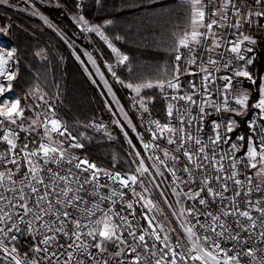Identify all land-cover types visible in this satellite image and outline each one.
<instances>
[{"label": "snow or ice", "instance_id": "obj_1", "mask_svg": "<svg viewBox=\"0 0 264 264\" xmlns=\"http://www.w3.org/2000/svg\"><path fill=\"white\" fill-rule=\"evenodd\" d=\"M253 2L262 10L253 11L249 7L247 14L241 17V9L237 7L236 0H220L219 6H215L216 0H182V3L189 6L190 30L184 31L177 39L176 47L173 49L176 55L171 77L125 85L138 96L142 89L154 87L160 89L162 93L165 88L178 93L181 90L182 75L202 74L199 85L194 81L188 82L191 91H185L183 95H172L170 98L165 93L164 98L169 100L168 123L152 121L155 125L152 140L166 139L169 145H176L174 152L180 153L185 158L181 171L186 174V178L177 175L175 165L179 162L180 156L163 149L165 159L162 160L160 156L148 157L153 161L151 168L155 169L157 176L164 175L160 165H165V170L173 177L172 192L177 197L176 203L179 205L173 215L183 218L180 227L184 233L183 239L177 237L175 241L171 235L175 229L167 230L163 223L157 222L155 215L142 213V219L147 221V227L139 226L138 221L134 223L136 216L134 203L141 204V208L148 209V213L156 210L163 214V209L144 195L149 192L145 180L159 187L149 166L145 165L144 159H139L135 173L130 175L101 170L86 157L81 159L73 155L66 159L64 141H55L53 133L62 137L67 134L69 141H73L69 143L70 148H82L83 144L68 132L66 125H62L54 118V112L51 117L46 116L42 123L37 114V118L32 119L25 126L28 118L24 113L28 106L22 107L21 98L13 93L12 81L16 79L17 72L7 70L5 66L9 60L4 55H0V77L6 79V82L0 81V143L8 146L6 150L0 151V164L4 166V170L0 171V253L3 254V259L10 260V264H41V262L44 264H113V262L114 264H190V262L191 264H241L240 257L246 255L251 258L246 264L252 262L264 264V255L257 257V252H264V249L249 246L245 252L242 247L248 245L251 237L257 234V230L260 241L264 243V123L258 124L256 120L248 121L250 134L247 139L243 133L238 134L235 139L229 135L239 126L231 117L226 120L221 117L222 123L212 121V134L207 140L190 131L193 122L197 120V117L192 115L193 107L198 109L197 132H203V119L210 114L206 111L207 108H214L216 113L230 112L234 116H242L248 111L250 91L243 88L234 91L233 85L234 81L239 84L240 81L236 79L239 77L256 84V79L247 70V67L253 63V58L244 55L245 52L253 51L251 47H244L245 43L255 45L256 39L241 33L236 40L224 42L229 45L227 51L233 56L223 63V68L225 71L231 70V75L219 77L214 75L221 70V61L213 58L210 53L222 47L215 28L230 26L239 30L242 27L241 20L249 25L255 23L258 27H264L259 23V19L253 20V17L264 19V0H253ZM0 3H7V0H0ZM229 8L232 9L234 16L241 17L231 25L226 23ZM80 20L87 23L83 17H80ZM107 23L111 24L112 21ZM88 30L99 32V28H88ZM4 31L6 30L0 29V32ZM208 41H211L210 45ZM196 46L209 53L206 60L203 54L199 56L196 54ZM108 47L118 57V64H125L128 61V56L123 55L111 43ZM181 48L186 49L187 54L182 53ZM13 52L15 49L6 55L10 58ZM234 61L237 63L243 61V65L232 69ZM191 66H196L197 71H191ZM108 69L118 82L124 83L116 76L115 71H112L111 65H108ZM217 80L223 83H217ZM259 91L261 98L253 104V108L259 110V119L264 121V87H260ZM32 94L30 90L28 95ZM214 96L216 99L213 98ZM195 97H199V101ZM40 99H43V96ZM172 101H183V110ZM140 106L144 111H148L143 97L140 99ZM174 110L178 114L179 127L171 124ZM13 125L19 129V132L36 131V126L43 127L44 132L38 147L29 149L27 138L24 143H18L20 135L16 128L12 127ZM165 133L171 135L164 136ZM129 143L131 144L130 140ZM56 144L59 146H54ZM225 144L228 145L226 150H218ZM153 147L158 145L143 143L145 150ZM135 155L140 157L139 152ZM168 160L172 161V167L166 165ZM225 161L228 162L227 167ZM63 162L72 165L67 170V175H61L59 171L47 167L50 163L61 165ZM8 164L14 165V168H8ZM241 166L247 171L242 173ZM22 168L26 170L21 174ZM209 168L215 172V176L207 174ZM73 169L89 175L81 182ZM101 171L113 184H118L119 189H128L136 200L124 201L125 193L116 188L106 196L101 195L98 189L108 187L107 184L99 183ZM44 172L48 174L47 180L41 175ZM197 172L203 173L199 178L198 190L189 188L187 192L183 189L177 191L181 184L196 183ZM242 174L245 176L244 180L238 178ZM17 175L21 176L19 180L15 179ZM229 181L235 187L231 189V196H225L230 189ZM73 182L77 185L75 188L72 187ZM213 182L218 187H213ZM87 184L94 185L93 191L88 195L98 198L91 207L88 206L89 201L79 194L85 191L84 186ZM136 185H139L142 192L136 191ZM246 185L247 191H242ZM253 192H259L260 197L252 200ZM181 195L186 200L197 202L204 209L217 205V202L219 204L215 212L201 211L195 204L183 206ZM113 197L122 201L120 211L114 210L117 200ZM105 201H111L112 205L107 210L101 207ZM125 208L128 210V215L123 214ZM253 212L258 215H253ZM97 213L100 215L97 216ZM130 216L132 219H129ZM201 216L204 217V222L200 221ZM189 217L195 218L196 223H193ZM228 218H231V222ZM21 224L25 226L23 229L20 227ZM25 231L29 235L36 233L40 236L38 243L30 249L34 254L31 257L28 252L21 254L16 246L9 247L5 243V241H16L18 239L16 233L23 234ZM242 234H247V239ZM226 242H231L233 248L222 246ZM110 245L114 250H110ZM237 248L240 250H236ZM139 249H143L144 254H141ZM230 251H233L232 255H229ZM41 253L44 255H39Z\"/></svg>", "mask_w": 264, "mask_h": 264}, {"label": "trees", "instance_id": "obj_2", "mask_svg": "<svg viewBox=\"0 0 264 264\" xmlns=\"http://www.w3.org/2000/svg\"><path fill=\"white\" fill-rule=\"evenodd\" d=\"M27 1L31 0L0 3V27L6 30L1 40L15 49L17 76L12 81L13 91L25 94L38 88L44 94L41 108L45 111L47 104L53 107L55 116L83 144L81 155L104 168L135 171V154L120 134V128L112 124L107 100L99 83L90 75L81 52L89 48L88 42L72 16H81L87 23L100 26L119 51L128 56V61L117 71L126 89V83L171 77L177 39L190 30L189 6L182 0H56V7L36 4V11L46 19L41 21L18 9ZM261 36L249 67L256 79L255 85L264 72V34ZM96 43L104 57L111 60L106 49ZM180 51L187 54L186 50ZM141 96L147 108L166 121L158 88L146 89ZM136 99L140 103V98ZM25 105L28 107L24 115L33 116L34 101L29 100L22 107ZM246 117L239 118L237 128L244 133L248 129ZM93 119L108 123L113 137L110 139L91 129L89 122ZM41 136L42 131L38 129L32 131L29 139L39 140ZM25 138L22 135L21 142Z\"/></svg>", "mask_w": 264, "mask_h": 264}, {"label": "built area", "instance_id": "obj_3", "mask_svg": "<svg viewBox=\"0 0 264 264\" xmlns=\"http://www.w3.org/2000/svg\"><path fill=\"white\" fill-rule=\"evenodd\" d=\"M219 3H220V0H216V5L215 6H219ZM236 4H237V7H240V9H241V17H243V16H245L247 14V11H248L249 7H251L253 11L262 10L261 8H259L258 6H256L254 4L253 0H236ZM80 17L81 16H77V15L72 16L73 22L75 23L77 29L83 34V36L85 37L86 41L88 42L89 50L92 53V55L94 56L95 60L98 62V64L101 67L104 75H106V77H108V79L111 81V83L116 87L117 92L119 93L121 99L123 100V102L125 104V107H126V110H127L128 114H129L131 120H132L133 125H134L136 144L142 150L144 156L147 159H148V157L150 155L151 156H160V158L162 160L165 159L164 156H163V151H162L163 149H167L173 155L180 156L179 162L175 165L176 170H177V175L186 178V174L181 171V169L183 168L184 163H185V158L180 153L174 152V149H175L176 145H169L167 143V140L163 139V138L157 139L155 141L152 140V131H155V125L152 124V121L153 120H158L161 124H166V123L169 122L168 116H167V120L163 121L158 115L154 114L150 110H148L147 112L144 111V109L140 106V103L136 99L137 95L135 94V92L132 91V90L124 89V85L122 83L118 82L117 79L112 76L111 72L108 69V65L112 66V71H115L116 76L118 77L117 71H118V68H120V66L122 64H118L117 63L118 57L114 53H112L111 49L108 47V44L111 43L116 48H117V46L109 39V37L105 34V32L103 31V29L100 26H98L96 24H90V23H86L85 24V23H83L80 20ZM241 17L234 16L232 14V9L229 8L228 20H227L226 23L228 25L234 24L236 22V20L237 19H241ZM215 18L219 19V17H215ZM205 22H207V20ZM221 23H225V22L221 21ZM241 24H242V27L239 30H236L235 28H232L230 26H226V27H222V28H215L214 29L216 31V33H217V39H220V42L222 44L221 48L216 49L214 52L210 53V55H212L213 58L221 61V65H220V69L221 70L219 72L214 73V75L217 76V77L223 76V75H231L232 74L231 70L225 71L224 68H223V63L228 61L229 58L233 56L232 53L227 51V47H229V45L225 44L224 42L226 40H236L241 33L244 34L245 26L247 25V23L244 22L243 20H241ZM88 28H92V29L99 28V32H97L95 30L89 31ZM201 31H205V29H201ZM100 33H102L103 35H101ZM95 40L98 43H100L106 49V51L109 53V56H110L111 60H108V59H106L104 57L102 52L98 49V45H97ZM207 43L210 45L211 41H208ZM244 47H248V46L244 45ZM12 49H13L12 46L6 44L4 41H2L0 39V55H4L5 58L9 60V63L5 67L9 71H16V64L17 63H16V59H15V56H14V52H13V54H12V56L10 58L6 55L8 52H11ZM196 54L198 56L203 54L205 60L207 59V56L209 55V53H205L204 52L203 48H200L198 46H196ZM244 55L246 57H251V58L254 57L253 52H245ZM198 63H199V61H198ZM242 65H243V61H240L238 63L234 61L233 64H232V69H235L237 66H242ZM190 70L193 71V72H196L197 71V67L196 66H191ZM201 75H196V76L182 75L180 77L181 90L178 93L176 91H174L172 89H168V88H165L164 93L161 92V98L166 104V114H167V104L169 103V100H166L164 98L165 93L167 94V96L169 98L172 95H183L185 93V91H191V89L188 87V82L189 81H194L197 85L200 84ZM0 81H5L6 82V79L4 77H0ZM217 83H223V82L217 80ZM233 88H234V91H235L236 90L235 84L233 85ZM213 98L216 99L215 96ZM195 99H197L199 101L200 98L199 97H195ZM172 103L176 104L177 107H179V108H181V110H183V107H184V102L183 101H180V102L172 101ZM191 111H192V115L197 117V120L193 122V125H192L190 131L194 135L202 136L205 140H207L208 136L212 134V127H211L212 121H216L218 123H222L221 117L225 118V120H226L227 118H230L231 114H232L230 112H223V111H221L220 113H216L214 108H207L206 111L208 113H210V114L205 116L204 119H203V132H197L196 129H197V125L199 123L198 109L193 107ZM53 112H54L53 107L50 104H47L46 105V110L44 111V114H43V116L41 118V123L44 121L46 116L51 117ZM258 114H259V110L255 109V108H251L248 111L247 117H246V120H245V124H246L247 128H248L247 122L250 121V120H256V122L258 124L264 123V121H261L259 119V115ZM177 116H178V114L175 113V110H174V116H173V118L171 120V124L174 125V126L179 127ZM54 118L58 119L56 116ZM59 121L61 122L62 125H65L61 120H59ZM93 124L96 127H104L105 126V124L103 122H100V121H94ZM12 127L16 128V126H12ZM185 127H187V125H185ZM40 128L44 132L43 127L40 126ZM67 129H68V132H70L72 136H75L77 138V136L74 135L68 127H67ZM248 130H249V128H248ZM16 131L19 132V129L16 128ZM241 133H243L242 130L238 129V130H235L233 133H230L229 135L232 136L233 139H235V137L238 134H241ZM30 134H32V131L31 132H19L20 139H19L18 143L22 144V143L25 142V140H23L21 142V136L24 135L27 138V140L29 141V143H28L29 149H33V148L38 147V144L41 142V138L39 140H30L29 139ZM249 134H250V130L248 132V135ZM169 135H171V134H169V133H165L164 134V136H169ZM52 136H53V139L55 141H64L63 148L66 149V153H65L66 159L71 158V156H73V155H75L77 157H80L81 159L86 157V156H83V155H81L79 153V151L82 148H70L69 147V143L73 142V141H69V139L67 138V134H66V136L62 137V136H59L56 133H53ZM247 136L245 135L246 139H247ZM32 141H35V143H33ZM77 141L79 143H81L78 138H77ZM142 141H143V143L153 144L154 146L158 145V147H153V148H150L148 150H145L143 148ZM54 146H59V145L56 144ZM7 147L8 146L6 144L0 143V151L6 150ZM227 148H228V145L225 144V145H221L220 149H218V150L222 151V150H226ZM237 155H240V153H237ZM86 158L90 162H94L97 165V167L99 169H101V170H106V171H110V172H113V173L120 172L121 174L127 173L129 175L134 173V172H123V171H120V170H117V169L104 168L101 164L91 160L88 157H86ZM33 159L36 160L37 158H33ZM148 161L151 164L153 163V161H150L149 159H148ZM21 162L23 163V160ZM38 162L42 163V161H38ZM227 164H228V162L225 161V166L226 167H227ZM166 165L168 167H172L173 166L172 161H170V160L166 161ZM7 167L8 168H14V165L8 164ZM47 167L52 168L55 171H59L61 173V175H67L68 174L67 170L69 168H71L72 165L67 164L66 162H63L61 165H56L54 163H50ZM160 169L164 172V174L166 176V185H167V187L172 190L173 177L165 170V165H160ZM2 170H4V166L2 164H0V171H2ZM25 170L26 169L22 168L21 169V174ZM240 170H241L242 173L247 171L246 169L243 168V166H241ZM73 171L79 176V179H80L81 182H83V179H84L85 176L89 175V173L79 172L78 170H75V169H73ZM207 174L209 176H215V172L211 168H209L207 170ZM41 175L45 176V179L47 180V175L48 174L46 172L41 173ZM196 175H197L196 183L191 184V185L181 184L180 187L177 188V191H180L181 189H183L184 192H187L189 190V188H191L193 190H198L199 187H200L199 178H200L201 175H203V173L197 172ZM99 176H100L99 183L101 185H105V184L108 185V187H101V188L98 189V191L100 192L101 195H105L106 196V195H108L111 192V190L113 188H116L118 190H122L125 193L124 201H133L134 202L136 200V198L133 197L132 193L128 189H119V185L118 184H113L108 179V177L103 174V171L100 172ZM20 178H21L20 175H17L15 177V179H17V180H19ZM238 178L241 179V180H244L245 176L242 174ZM229 185H230L229 192L225 193V196H231L232 195L231 189L233 187H235L234 185L231 184V181H229ZM76 186L77 185L75 184V182H73L72 187L75 188ZM212 186L213 187H218V185H216L215 182H213ZM84 187H85V191H82L79 194L82 195L87 201H89V205L88 206L91 207L92 203H94L98 199L97 197H93V196L88 195V193L93 191L94 185L93 184H87ZM135 187H136V191L137 192H142V191L139 190L138 185H136ZM247 187L248 186L246 185L245 188L242 191H247ZM144 195H146L148 198H151L149 195H147L145 193H144ZM181 196L183 197V200H184V203H185V205H184L185 207L192 206V205L195 204V206L197 208L201 209V211L207 210V211L215 212L216 209H217V206L219 204V202H217V205H211L209 208L204 209L202 206L198 205L197 202L191 201V200H186L183 195H181ZM259 197H260V193L259 192H253V194L251 196V199L255 200V199L259 198ZM113 199L117 200V203L114 206V210L120 211L121 210L122 201H120L117 197H113ZM225 203H227V202H225ZM111 206H112L111 205V201H105L101 205V207L103 209H105V210H107ZM134 207H135V212H136L134 223L138 221L139 226L147 227V221L142 219V213L143 214H148V215H154V210H153L152 213H148V209H146V208L142 209L141 208V204H136V203H134ZM241 207H243V205H241ZM123 214L124 215H128V210L126 208L123 210ZM99 215H100V213H97V216H99ZM253 215H258V213L253 212ZM26 219H28V218L26 217ZM45 219H48V217H45ZM93 219H95V217H93ZM129 219H132V217L130 216ZM189 219H191L193 223H196V219L195 218L189 217ZM199 219H200L201 222H204V217L203 216L199 217ZM228 219H229V222H231V218H228ZM20 227L23 229L25 226H24V224H21ZM69 228H71V225H69ZM258 231L259 230H257V234L256 235H253L251 237V239L249 240L248 245L242 246L243 247V251L246 252L247 248L249 246L255 247L257 249H264V243H262L260 241L259 236H258ZM16 235L18 237V239L16 241H13V242L5 241V243L8 244L9 247H11L13 245L16 246L19 249L21 254L24 253V252H28L29 257L33 256L34 254L30 251V249H31V247L34 244L38 243V241L40 239V236L37 235L36 233H33L32 235H29L27 233V231H25L23 234L16 233ZM242 235H244L245 238L247 239V234H242ZM61 242H63V241H61ZM222 246L227 247L229 249L233 248V245H232L231 242H226ZM109 247H110V250H114L111 245ZM236 250H240V248H237ZM139 251L141 252V254H144L143 249H139ZM232 254H233V251H230L229 255H232ZM39 255L42 256V255H44V253H41ZM262 255H264V252H260V251L257 252V257L258 258L260 256H262ZM2 257H3V254L0 253V264H10V260L3 259ZM240 259H241V264H246V262L250 261L251 258L246 256V255H242L240 257ZM41 264H44V262H41ZM113 264H114V262H113ZM190 264H191V262H190ZM252 264H255V262H252Z\"/></svg>", "mask_w": 264, "mask_h": 264}, {"label": "rangeland", "instance_id": "obj_4", "mask_svg": "<svg viewBox=\"0 0 264 264\" xmlns=\"http://www.w3.org/2000/svg\"><path fill=\"white\" fill-rule=\"evenodd\" d=\"M56 3H57L56 0H31V1H27L24 5L18 7V9L20 11L24 12L25 14L31 15V16H33V17H35L41 21H44V20H46L45 17L36 11V8H35L36 4H38L40 6L56 7L57 6ZM257 19H259L260 24L264 25V19L253 17V20H257ZM45 24L47 26H49L47 23H45ZM0 29H4V28L0 27ZM4 34H5V31L0 32V39H2V35H4ZM262 34H264V27H258L255 23H253L252 25H249L247 23V25L245 26L244 35L252 36L254 39H256L257 43L255 45H250V44L245 43V46H248V47L255 49L256 46H258V44H259L260 36ZM81 52L85 57L87 56L90 63L94 66V68H96L95 69L96 72L100 75L97 78L92 73V71L89 69V67L86 64L87 68L90 71V75L93 76L95 78V80L99 83V87H100L103 95L105 96V99L107 100V106H108L110 115L112 116V124L115 123V125L118 128H120V130H119L120 134L125 138L127 144L130 146L133 153L134 154L136 152L140 153L139 158L135 155V157L137 159V166L139 164V159L143 158L145 165L149 166L150 171H152V173H153V178L155 179V183L157 185H159V187H155L153 184L149 183L148 180H145V184L149 188V192L145 193V194L149 195L152 198L153 202L155 204H157L159 208L163 209L162 215L160 213H158L156 210H154V215L157 218V222L163 223L167 230L175 229V232L171 233L173 240H175L177 237H179L180 239H183L184 233L180 227L181 220L183 218H180L178 216L173 215V212H176L178 210L179 205H177V203H176L177 197L175 195H173L172 190L169 189L166 185L165 174L163 176H157L155 174V169L151 168V163L144 156L142 150L136 144L134 125H133L132 120H131V118H130L127 110H126V107H125L123 100L121 99L119 93L116 90V87L111 83V81L108 79V77L107 78L105 77L106 75L103 76L101 74L98 64L95 62L94 58L90 55L91 52H90L89 48L82 49ZM253 54H254V52H253ZM254 57H255V54H254ZM254 57H253V60H254ZM181 64L183 65V62H181ZM249 67L247 68L248 71H249ZM89 71H88V73H89ZM236 79L240 81L239 84H236L234 81L236 89L243 88V89H248L250 91V100H249V106H248V111H249L251 108H253V104L258 102V100L261 98V93L259 91V88L264 87V72L261 73L260 78H259V82L257 85L252 84L250 81H248L246 78H243V77H239ZM37 89L38 88H36V87L30 89L33 92L32 95H28L30 90L25 94L16 93L13 91V93L17 97L21 98V106L26 104L27 101H29V100L34 101L36 111H35V113L33 112L34 114L31 117L25 116L28 118L25 121V126H27V124L30 123V121L32 119H36L37 114H39V120L41 121V118L44 114V110L41 108L42 103H43V99H44V94L39 89L37 91ZM126 89L132 90V89L127 88V87H126ZM145 90L146 89H142L139 96L136 93L135 94L137 95L138 98L141 99V97H142L141 95ZM158 90L160 91V89H158ZM254 91H255V94H254ZM41 96H43V99H40ZM162 102H164V101L162 100ZM164 105H165V111H166L165 102H164ZM248 111L242 116H234L233 114H231V118H233L237 122H239V118H242L244 116L246 117ZM166 120H167V114H166ZM94 121H100V120L99 119L91 120L89 122V126L91 129H93L96 132H100L102 134H105L110 139L113 137L112 130L109 128L108 123H104L103 121H100V122H103L105 124V126L104 127H96L93 124ZM117 122H119V123H117ZM245 126H246V124H245ZM237 128H236V130H237ZM38 129L41 130L40 126H36V130H38ZM247 132H249V130L245 129V133L244 132L243 133L247 136L248 135ZM125 133L127 135H125ZM42 135H43V131H42ZM129 140L131 141V144L129 143ZM133 172L135 173V171H133ZM138 188L140 191H142V189L139 187V185H138ZM161 193H163V195H161ZM180 199L183 201V206H184L185 203H184L183 197L181 196ZM165 201H167V203H165ZM169 206H171V207H169Z\"/></svg>", "mask_w": 264, "mask_h": 264}, {"label": "crops", "instance_id": "obj_5", "mask_svg": "<svg viewBox=\"0 0 264 264\" xmlns=\"http://www.w3.org/2000/svg\"><path fill=\"white\" fill-rule=\"evenodd\" d=\"M181 49H183V48H181ZM183 50H186V49H183ZM187 51V50H186ZM90 53V52H89ZM90 55L94 58V56L90 53ZM83 58H84V60H85V62H86V64H87V66L89 67V69L92 71V73L98 78V76H100L97 72H96V68H94V66L90 63V61H89V59L87 58V56L85 57L84 55H83ZM94 60H95V58H94ZM95 62L98 64V62L95 60ZM183 62V61H182ZM98 66H99V64H98ZM99 68H100V72H101V74L103 75V76H105L104 75V73H103V71H102V69H101V67L99 66ZM99 70V69H98ZM106 77V76H105ZM107 78V77H106Z\"/></svg>", "mask_w": 264, "mask_h": 264}, {"label": "water", "instance_id": "obj_6", "mask_svg": "<svg viewBox=\"0 0 264 264\" xmlns=\"http://www.w3.org/2000/svg\"><path fill=\"white\" fill-rule=\"evenodd\" d=\"M254 94H255V91H254Z\"/></svg>", "mask_w": 264, "mask_h": 264}]
</instances>
